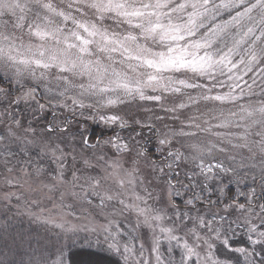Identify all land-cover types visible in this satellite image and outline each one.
I'll list each match as a JSON object with an SVG mask.
<instances>
[{
  "label": "snow or ice",
  "instance_id": "snow-or-ice-1",
  "mask_svg": "<svg viewBox=\"0 0 264 264\" xmlns=\"http://www.w3.org/2000/svg\"><path fill=\"white\" fill-rule=\"evenodd\" d=\"M93 244L264 264V0H0V264Z\"/></svg>",
  "mask_w": 264,
  "mask_h": 264
},
{
  "label": "trees",
  "instance_id": "trees-1",
  "mask_svg": "<svg viewBox=\"0 0 264 264\" xmlns=\"http://www.w3.org/2000/svg\"><path fill=\"white\" fill-rule=\"evenodd\" d=\"M106 131V129L103 127V125H91V129H90V134L91 132H95L96 135H100L102 133H104ZM15 210V209H13ZM18 223H17V228L21 229V230H28L30 227L31 228H36L35 225H30L29 224V221L26 217H18ZM80 243H83L84 244V239L86 237L85 234L81 233L80 234ZM88 239H92L91 237H88ZM90 251L92 252H95L97 254V257L98 259L100 260V264H105V262L109 259H115L114 257H111L110 254H108L107 252L105 251H102L101 249H94V248H91L89 249Z\"/></svg>",
  "mask_w": 264,
  "mask_h": 264
},
{
  "label": "rangeland",
  "instance_id": "rangeland-1",
  "mask_svg": "<svg viewBox=\"0 0 264 264\" xmlns=\"http://www.w3.org/2000/svg\"><path fill=\"white\" fill-rule=\"evenodd\" d=\"M50 206V205H49ZM83 234H85V233H83ZM86 235V234H85ZM85 242H84V244H85V246H86V244H87V240H84ZM92 248H94V249H97V246L95 245V244H93V246H92ZM99 249V248H98Z\"/></svg>",
  "mask_w": 264,
  "mask_h": 264
}]
</instances>
